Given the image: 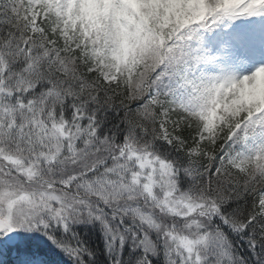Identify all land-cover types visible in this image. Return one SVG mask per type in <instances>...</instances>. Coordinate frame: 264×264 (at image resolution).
<instances>
[{
    "label": "snow or ice",
    "instance_id": "1",
    "mask_svg": "<svg viewBox=\"0 0 264 264\" xmlns=\"http://www.w3.org/2000/svg\"><path fill=\"white\" fill-rule=\"evenodd\" d=\"M0 264H264V0H0Z\"/></svg>",
    "mask_w": 264,
    "mask_h": 264
}]
</instances>
